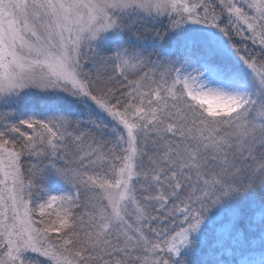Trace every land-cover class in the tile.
<instances>
[{
  "label": "snow or ice",
  "instance_id": "snow-or-ice-1",
  "mask_svg": "<svg viewBox=\"0 0 264 264\" xmlns=\"http://www.w3.org/2000/svg\"><path fill=\"white\" fill-rule=\"evenodd\" d=\"M218 5L0 0V264H264V0Z\"/></svg>",
  "mask_w": 264,
  "mask_h": 264
},
{
  "label": "rangeland",
  "instance_id": "rangeland-1",
  "mask_svg": "<svg viewBox=\"0 0 264 264\" xmlns=\"http://www.w3.org/2000/svg\"><path fill=\"white\" fill-rule=\"evenodd\" d=\"M216 11H217L218 13L220 12V8H219V5H218V0H217V9H216ZM236 39L239 40L240 37H236ZM246 43H248L249 46L251 47V42H250V41H247Z\"/></svg>",
  "mask_w": 264,
  "mask_h": 264
},
{
  "label": "trees",
  "instance_id": "trees-1",
  "mask_svg": "<svg viewBox=\"0 0 264 264\" xmlns=\"http://www.w3.org/2000/svg\"><path fill=\"white\" fill-rule=\"evenodd\" d=\"M0 111H7V109H4V108H2V107H0ZM28 161H25V167H27L28 166Z\"/></svg>",
  "mask_w": 264,
  "mask_h": 264
}]
</instances>
